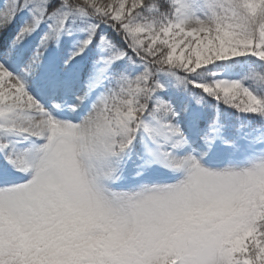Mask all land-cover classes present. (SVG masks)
Instances as JSON below:
<instances>
[{
  "label": "snow or ice",
  "instance_id": "snow-or-ice-1",
  "mask_svg": "<svg viewBox=\"0 0 264 264\" xmlns=\"http://www.w3.org/2000/svg\"><path fill=\"white\" fill-rule=\"evenodd\" d=\"M0 264H264V0H0Z\"/></svg>",
  "mask_w": 264,
  "mask_h": 264
}]
</instances>
